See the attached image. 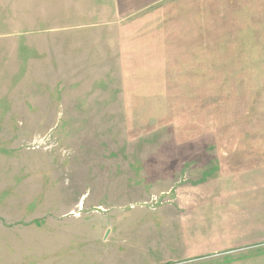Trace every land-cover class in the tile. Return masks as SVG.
Wrapping results in <instances>:
<instances>
[{
    "label": "rangeland",
    "instance_id": "374dc122",
    "mask_svg": "<svg viewBox=\"0 0 264 264\" xmlns=\"http://www.w3.org/2000/svg\"><path fill=\"white\" fill-rule=\"evenodd\" d=\"M248 7L0 0V264L235 258L187 254L179 201L247 138L264 151V17Z\"/></svg>",
    "mask_w": 264,
    "mask_h": 264
},
{
    "label": "crops",
    "instance_id": "0c3cea01",
    "mask_svg": "<svg viewBox=\"0 0 264 264\" xmlns=\"http://www.w3.org/2000/svg\"><path fill=\"white\" fill-rule=\"evenodd\" d=\"M245 1L249 2V16L264 17V8H257L260 7L257 2L264 4V0ZM246 141L241 144L244 147L230 153L236 163L221 158L214 164L205 163V168L193 178L194 183L190 181L184 185L189 196L199 194L198 201L186 197L179 201L180 208L189 210L183 212L184 220L180 224L194 229L190 239L193 249L189 248L187 252L189 256L228 249L236 251L234 259L210 264H264V251L243 256L239 251L252 248L250 245L256 242L264 246V151L262 147L247 149L246 145L254 143L248 138ZM256 151L263 153V160L256 157ZM224 155L228 156L227 153ZM190 210L196 211L194 216ZM148 256L153 257L150 253Z\"/></svg>",
    "mask_w": 264,
    "mask_h": 264
}]
</instances>
